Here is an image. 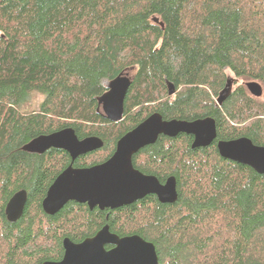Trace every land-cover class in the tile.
Returning <instances> with one entry per match:
<instances>
[{
    "label": "trees",
    "instance_id": "16d2710c",
    "mask_svg": "<svg viewBox=\"0 0 264 264\" xmlns=\"http://www.w3.org/2000/svg\"><path fill=\"white\" fill-rule=\"evenodd\" d=\"M226 70L264 83V0H0V264L57 260L63 238L79 242L104 225L152 243L158 264H264V174L216 150L217 140L239 137L264 146V101L238 87L217 103ZM120 74L131 84L123 118L110 122L96 98ZM153 112L216 124L208 146L192 148L179 133L133 156L160 183L175 178V202L148 194L115 209L69 201L42 210L70 158L24 144L65 127L96 136L102 147L73 161L85 168ZM20 189L26 202L9 222L4 207Z\"/></svg>",
    "mask_w": 264,
    "mask_h": 264
},
{
    "label": "water",
    "instance_id": "95a60500",
    "mask_svg": "<svg viewBox=\"0 0 264 264\" xmlns=\"http://www.w3.org/2000/svg\"><path fill=\"white\" fill-rule=\"evenodd\" d=\"M152 20L158 22L156 17ZM130 84L128 74L106 81V89L96 102L108 121L118 122L123 118L124 98ZM167 87L168 95H173L174 86L168 83ZM227 87L226 84L219 93L217 103L226 95ZM245 87L251 96L260 97L262 94L257 81H248ZM179 133L192 136V148L208 146L216 139L215 120L208 116L190 121L163 119L158 112H153L116 141L112 155L105 162L85 168H75L72 162L101 148L103 142L96 136L80 139L70 127L40 135L24 144L22 150L42 154L53 148L64 150L70 156L71 164L55 177L41 201V208L46 214H55L69 201L86 204L90 210L94 207L99 210L115 209L148 194L154 195L161 203H173L177 199L175 178L170 176L160 183L155 176L136 169L132 157L144 146L154 143L159 136L174 137ZM216 150L222 158L264 174V146L254 144L249 138L217 140ZM26 198L24 189L10 196L4 207L7 221L14 222L21 216ZM106 245L111 248L107 250ZM62 247L60 261H44L41 264H158L152 243L138 235L120 237L112 233L107 225L80 243L64 238Z\"/></svg>",
    "mask_w": 264,
    "mask_h": 264
},
{
    "label": "rangeland",
    "instance_id": "374dc122",
    "mask_svg": "<svg viewBox=\"0 0 264 264\" xmlns=\"http://www.w3.org/2000/svg\"><path fill=\"white\" fill-rule=\"evenodd\" d=\"M253 79H246V78H242V77H237L235 76L234 73H232L229 70H226V84H227V93L226 95H228L230 92H232L233 90H235L238 87H243L246 92L249 94V92L247 91L246 87H245V83L248 81H252ZM253 81H257L262 88V94L260 97H254V96H250L253 97L256 100L259 101H264V83L259 81V80H253Z\"/></svg>",
    "mask_w": 264,
    "mask_h": 264
},
{
    "label": "flooded vegetation",
    "instance_id": "af4514ba",
    "mask_svg": "<svg viewBox=\"0 0 264 264\" xmlns=\"http://www.w3.org/2000/svg\"><path fill=\"white\" fill-rule=\"evenodd\" d=\"M173 94H174V93H173ZM188 121H189V120H188ZM127 132H128V131H127ZM127 132H126V133H127ZM124 134H125V133H124ZM124 134H123V135H124ZM115 144H116V143H115ZM114 148H115V147H114ZM59 150H61V149H59ZM63 151H64V150H63ZM113 151H114V149H113ZM113 151H112V153H113ZM64 152H65V151H64ZM66 153H67V152H66ZM112 153H111V155H112ZM67 155L69 156L68 153H67ZM111 155H110V156H111ZM82 156H83V155H82ZM110 156H109V157H110ZM133 156H134V155H133ZM79 157H81V156H79ZM109 157H108V158H109ZM69 158H70V156H69ZM108 158H107V159H108ZM107 159H106V160H107ZM132 159H133V157H132ZM106 160H104L103 162H105ZM103 162H101V163H103ZM132 163H133V161H132ZM70 164H71V159H70V162L67 164V166H65L61 171H63V170H64L66 167H68ZM97 164H100V163H97ZM95 165H96V164H95ZM72 166H73V162H72ZM92 166H93V165H92ZM73 167H75V166H73ZM89 167H91V166H89ZM75 168H82V167H75ZM61 171H60V172H61ZM86 206H87V205H86ZM87 208H88V207H87ZM86 238H87V237H86ZM63 239H64V238H63ZM63 239H62V241H63ZM68 239H69V238H68ZM84 239H85V238H84ZM84 239H83V240H84ZM69 240H70V239H69ZM83 240H81V241H83ZM70 241H71V240H70ZM81 241H79V242H74V243H80ZM71 242H73V241H71ZM61 246H62V242H61ZM105 248L108 250V249L111 248V246H110V245H106ZM62 257H63V247H62V253H61V256L59 257V259L54 260V261H55V262L60 261V260L62 259Z\"/></svg>",
    "mask_w": 264,
    "mask_h": 264
}]
</instances>
